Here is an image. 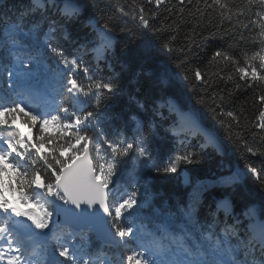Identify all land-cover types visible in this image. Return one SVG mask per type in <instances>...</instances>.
<instances>
[{"label": "snow or ice", "instance_id": "obj_1", "mask_svg": "<svg viewBox=\"0 0 264 264\" xmlns=\"http://www.w3.org/2000/svg\"><path fill=\"white\" fill-rule=\"evenodd\" d=\"M203 2L220 9L222 19L230 23L235 17V30L225 39L237 48L240 44L255 48L257 39L251 32L259 28V47L251 55L244 50L241 61L229 54L236 50L229 44L227 49L213 52L210 64L223 60L225 65H233L247 88L264 84V10L256 13V20L241 25L242 19H248L245 5H230L224 0H212L211 5ZM166 3L131 0L130 5H118L124 27L112 18L103 23L87 18L85 13L92 7L89 0H29L12 15V9L0 10V80L6 85L0 87V264H264V201L259 210L249 203L239 215H233V202L226 198L217 203L215 211L210 210L209 220L201 218L200 200L194 193L183 204L161 201L154 213L160 222L152 227L136 223L141 207L138 194L141 188L147 192V187L132 185L133 190L128 191L117 186L124 173L139 182L145 169L173 174L181 165L197 164L202 159L200 153L185 151L158 167L151 144L158 125H146L135 117L131 136L117 131L109 138L103 125L120 85L113 76L96 78V74L101 71L100 63L108 60L118 38L117 29L123 35L142 37L146 53L162 50L169 58L174 53L186 57L180 60L175 56L178 72L167 64L156 71L164 103L154 106L153 121L168 123L166 131L181 137V143L195 138L201 151L223 152L219 125L237 148L264 155V149L243 138L234 112L226 113L234 124H226L216 94L208 95L213 83L225 80L223 69L202 72L196 68L190 77L184 65L190 62L187 56L194 41L190 39L186 47L176 49L175 35L162 38L164 28L155 27V21ZM178 3L183 14L185 0ZM145 4H154L156 10L146 9ZM257 6H264V0H258ZM5 7V0H0V9ZM80 26L90 27L92 32L85 33L84 42L69 53L62 41L70 40L71 29ZM89 53L95 61L91 66L85 60ZM82 76L88 83L81 81ZM226 79L236 88L241 86L232 74ZM53 84L58 101L44 108L31 102L38 92L50 95L48 89ZM185 88L190 91L185 92ZM192 95L198 96L195 102ZM257 100L264 105V94ZM206 112L215 124L208 122ZM17 117L23 126L16 123ZM256 127L264 131V108ZM246 174L264 187V163L259 168L246 164L243 171L221 177L219 183L236 186ZM221 211L223 220L217 216ZM62 215L66 228L57 224L54 230L52 225ZM50 233L54 244L49 241ZM90 233L117 248L134 247L128 248L127 254L109 257L101 249L93 250Z\"/></svg>", "mask_w": 264, "mask_h": 264}, {"label": "trees", "instance_id": "obj_2", "mask_svg": "<svg viewBox=\"0 0 264 264\" xmlns=\"http://www.w3.org/2000/svg\"><path fill=\"white\" fill-rule=\"evenodd\" d=\"M28 2L29 0H5L6 7L0 10L7 11L12 9L9 12V15H12ZM137 2H144V0H137ZM224 2H228L230 5L246 6L245 15L248 19H242L241 25L248 24L250 20H256L258 18L256 13L264 10V6H257L258 0H252V3H249V0H224ZM89 3L92 7L85 13L87 18L99 19L101 23L112 18L114 23L120 24V27L125 26L120 23L117 6L130 5L131 0H89ZM207 4L211 5L212 0H207ZM145 7L153 11L156 10L154 4H145ZM180 7L178 0H167V3L159 9L160 15L155 21V27L160 28L163 26L162 38L164 39L169 38L170 35H175L174 47L176 49L186 47L190 39L194 41L192 51L187 56L190 62L184 65L186 74L190 77H192L196 68H200L202 72H215L218 69H223L222 74L225 76V80L213 83L212 87L208 89V95L216 94V104L222 106L224 111L222 119H224L226 124H234L232 118L226 115L228 111H233L239 118L240 126L243 130L241 133L243 138L247 139L250 144H254L255 147L264 149V131L256 127L259 112L264 108V105L259 103L257 97L264 94V84L256 88H247L242 81H239L233 65H225L223 60L210 64L213 52L217 48L227 49L229 44L236 49L229 54L234 55L237 59L242 61L244 50H248V54L251 55V52L259 47V28L254 27L251 32V35L257 39L255 48H249L248 44H240L237 48V45L232 40L225 39L227 35L235 30V17H233V22L231 23L226 19H222L219 14L221 10L214 5L207 7L203 0H200L199 3H197V0H193L192 4H188L187 0H185L183 14L180 13ZM236 10V8H233V11ZM85 23H87V20ZM128 26H132L130 22ZM71 31V39L62 41L63 46L69 53L73 52L79 47L80 43L84 42L82 38L85 33H91L92 29L80 26L71 29ZM117 35L118 38L114 42L112 50L108 53V60L100 63L101 71L96 74V78L113 76L116 79V83L120 85V93L111 101V112L105 125H103L109 138H114L112 133L117 131L125 132L126 135L131 136L132 131L135 129V123L133 122V117H135V120L141 121L146 125H158L156 129L157 135L151 140L153 158L158 167H164L170 157L185 151L200 153L202 157L197 164L181 165L177 172L173 174H156L153 170L145 169L140 174L142 179L139 182L127 173L120 175L117 186L121 189L126 187L128 191H132V185L139 188L141 184L147 187V192L141 188L140 194H138V203L141 207L137 210L136 215L139 219L147 225L150 224L155 227L160 221L155 218L154 213L157 211V206L161 201L165 204L168 202H180L183 204L188 202L194 193L198 194L200 200V215L202 219L208 217L211 220L210 210L215 211L217 203L226 198L233 202V215H239L243 210V206L249 203H252L259 210L261 202L264 201V187H261L250 174H246L236 186L221 184L219 180L221 177H227L237 171H243L246 164H252L259 168L264 163V155H252L246 153L243 148H237L225 130L220 128L219 125H216V127L225 145L223 152H216L213 149L201 151L199 140L193 138L181 143V137L174 136L166 131L168 123H161L158 119L156 121L152 119L154 106L164 103V100L160 99L162 93L157 86L156 71L159 66L167 64L178 72L180 70L175 68V56L179 55L180 60H184L186 57L182 54L174 53L173 58H169L168 54L162 50L146 53L142 44L143 38L139 35L133 38L120 34L118 29ZM245 35L247 36L249 33L245 32ZM85 60L89 62L90 66L95 64L90 53L85 56ZM108 65H111V67H108ZM240 66H243V63ZM229 74H232L237 82L240 83L241 86L239 88H236L233 82L227 81L226 77ZM81 81L88 83L86 77L83 76ZM178 83L180 85L183 84L182 81H178ZM5 86L4 81L0 80V87ZM49 88L54 94L55 101H58L60 97L56 95L57 86L53 84ZM184 90L185 92L190 91L188 88ZM220 97L223 98V101L220 100ZM165 98L167 99L168 97ZM191 98L195 102L198 96L192 95ZM215 106L213 105V107ZM197 107L200 106L197 105ZM217 110L219 111V109ZM164 111L167 114V110L165 109ZM206 115L208 122L215 124L211 114L206 112ZM17 122L21 124L20 117L16 118ZM50 130L54 131L51 128ZM236 131H240V129H236ZM33 133H36L35 129H33ZM104 147L106 148L107 146L105 145ZM217 216L221 220L225 219L223 211L217 213ZM232 222L229 221V223ZM57 224L56 222L52 225L54 230ZM88 235L94 251L101 249L109 257L127 254L128 252V248L123 246L117 248L102 244L94 238L93 233ZM52 243L54 244L53 241Z\"/></svg>", "mask_w": 264, "mask_h": 264}, {"label": "rangeland", "instance_id": "obj_3", "mask_svg": "<svg viewBox=\"0 0 264 264\" xmlns=\"http://www.w3.org/2000/svg\"><path fill=\"white\" fill-rule=\"evenodd\" d=\"M50 92V91H49ZM49 95H42L40 93H36L32 99H36L38 101H43V104H42V107L41 108H44L45 106L48 105V101H49V98H48ZM34 105L36 106H39L36 102H32ZM54 101H52L49 105L53 104ZM27 110H31V109H27ZM37 211H39V209H37ZM141 222H143L141 219H137L136 223L137 224H140ZM144 223V222H143ZM145 225H147L146 223H144ZM49 241L50 243H52V241L50 240V234H49ZM54 242V241H53ZM131 247H134V245H129L128 248H131Z\"/></svg>", "mask_w": 264, "mask_h": 264}, {"label": "water", "instance_id": "obj_4", "mask_svg": "<svg viewBox=\"0 0 264 264\" xmlns=\"http://www.w3.org/2000/svg\"><path fill=\"white\" fill-rule=\"evenodd\" d=\"M110 187H111V185H110ZM64 221H65V217L62 215V216H61L56 222H57L59 225H61V226H63V227H66ZM93 235H94V238H95V239L99 240V241L102 242L103 244H107V245H109V246H113V245H111L110 243L105 242V241L102 240V239H99V238L96 236L95 233H93Z\"/></svg>", "mask_w": 264, "mask_h": 264}, {"label": "bare ground", "instance_id": "obj_5", "mask_svg": "<svg viewBox=\"0 0 264 264\" xmlns=\"http://www.w3.org/2000/svg\"><path fill=\"white\" fill-rule=\"evenodd\" d=\"M103 244V243H102Z\"/></svg>", "mask_w": 264, "mask_h": 264}]
</instances>
